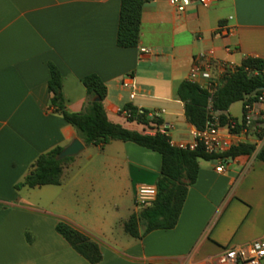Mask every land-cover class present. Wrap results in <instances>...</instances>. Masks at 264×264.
I'll use <instances>...</instances> for the list:
<instances>
[{"label": "crops", "instance_id": "crops-1", "mask_svg": "<svg viewBox=\"0 0 264 264\" xmlns=\"http://www.w3.org/2000/svg\"><path fill=\"white\" fill-rule=\"evenodd\" d=\"M170 1L146 4L138 47L123 49L121 0H0V264H90L57 232L59 223L99 245V264L211 263L226 247L264 238V163L257 160L264 132L246 137L244 144L255 146L251 156L199 160L176 227L144 235L140 220L141 238L125 226L153 205L141 208L135 200L140 186H157L162 156L155 151L123 141L88 145L64 165L61 185L16 188L41 155L83 142L51 106L50 64L62 73L69 112L84 110L82 79L97 75L108 89L111 122L148 135L164 127L179 144L191 142L196 130L178 89L198 54L214 49L218 60L236 67L247 58L264 60V0H215L208 8L192 0L183 14ZM225 24L234 28L228 38L218 36ZM128 76L135 91L122 87ZM246 103L241 115L235 103L213 116L241 121ZM128 105L159 113L163 125L128 121ZM256 110L264 115V104Z\"/></svg>", "mask_w": 264, "mask_h": 264}, {"label": "trees", "instance_id": "trees-1", "mask_svg": "<svg viewBox=\"0 0 264 264\" xmlns=\"http://www.w3.org/2000/svg\"><path fill=\"white\" fill-rule=\"evenodd\" d=\"M153 1L155 0H121L117 34L119 48L138 47L144 7ZM50 74L48 88L52 94L51 106L77 131L85 144L105 146L111 141L132 142L162 156V172L157 183V200L140 215H134L125 226L126 233L133 238H141L140 220L145 223L144 235L155 230H169L176 227L188 190L197 181L199 160L225 161L239 156H251L255 152V146L250 144H241L221 155L208 154L203 147L194 151L182 150L172 146L170 138L164 134H143L115 124L109 120L104 107L108 94L107 86L97 75L82 79L87 90V101L82 112L71 113L67 110L63 95L62 73L54 64H50ZM262 89H264V60L247 58L236 67L235 72L221 81L213 95L199 85L185 81L179 86L178 96L184 103L187 121L196 129L203 130L215 113L227 112L238 102H257ZM125 111L130 122L147 125L151 121L145 110L128 105ZM228 119L229 117L225 115L219 117L221 124L227 123ZM156 123L161 125L163 121L158 120ZM63 150L64 148L57 147L41 155L33 165L30 174L16 188L20 190L26 187L33 189L61 185L64 165L73 160L68 158L58 161L57 156ZM257 160L264 163V147L257 154ZM56 230L90 264H99L102 261L99 245L89 237L64 223H59Z\"/></svg>", "mask_w": 264, "mask_h": 264}, {"label": "built area", "instance_id": "built-area-1", "mask_svg": "<svg viewBox=\"0 0 264 264\" xmlns=\"http://www.w3.org/2000/svg\"><path fill=\"white\" fill-rule=\"evenodd\" d=\"M106 1V0H99ZM215 0H197L203 7H210ZM170 4L177 12L183 14L193 4L192 0H171ZM234 34V28L229 24L222 25L218 30V36L228 38ZM228 52L232 49L227 47ZM143 53H149L148 50H143ZM236 66L228 62L220 61L216 57L214 49H209L201 52L194 58L193 68L189 75V80L192 83L199 85L202 89L213 95L220 86L221 81L235 72ZM122 87L126 90L135 91L136 84L131 76L125 78L122 82ZM135 93L132 92L130 98H135ZM256 104H264V89L255 103H246L244 107V116L241 121L228 119L227 123L221 124L218 117L213 116L211 121L203 130L196 129L192 133V141L189 143H173L171 145L182 150H197L203 147L208 154L221 155L229 152L235 147L245 143L246 137L255 132L261 136L264 132V115L256 110ZM148 118L154 122L155 127L159 128L156 122L160 120V114H147ZM161 128V134L167 136L166 129ZM217 172L224 173L223 166L217 168ZM158 197V187L153 185L140 186L135 203L138 207L146 208L154 204ZM203 264H264V238L254 240L250 243L226 247L214 262Z\"/></svg>", "mask_w": 264, "mask_h": 264}, {"label": "water", "instance_id": "water-1", "mask_svg": "<svg viewBox=\"0 0 264 264\" xmlns=\"http://www.w3.org/2000/svg\"><path fill=\"white\" fill-rule=\"evenodd\" d=\"M98 101V100H97ZM88 145L84 144L80 139H75L69 146L57 156L58 161L73 158L82 153Z\"/></svg>", "mask_w": 264, "mask_h": 264}, {"label": "rangeland", "instance_id": "rangeland-1", "mask_svg": "<svg viewBox=\"0 0 264 264\" xmlns=\"http://www.w3.org/2000/svg\"><path fill=\"white\" fill-rule=\"evenodd\" d=\"M242 110H243V104L242 102H239L237 104H235L233 106V112L238 114V115H241L242 114Z\"/></svg>", "mask_w": 264, "mask_h": 264}]
</instances>
